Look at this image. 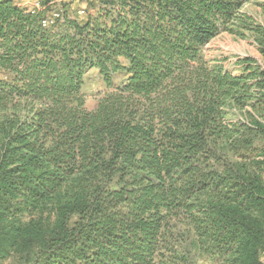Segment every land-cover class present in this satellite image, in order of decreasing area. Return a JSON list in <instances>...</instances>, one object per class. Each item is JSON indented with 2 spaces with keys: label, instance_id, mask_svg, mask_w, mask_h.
<instances>
[{
  "label": "trees",
  "instance_id": "trees-1",
  "mask_svg": "<svg viewBox=\"0 0 264 264\" xmlns=\"http://www.w3.org/2000/svg\"><path fill=\"white\" fill-rule=\"evenodd\" d=\"M71 1L44 26L60 2L0 0V264H200L206 236L210 264H264V118L224 124L264 111L248 0ZM226 31L263 62L209 66Z\"/></svg>",
  "mask_w": 264,
  "mask_h": 264
},
{
  "label": "rangeland",
  "instance_id": "rangeland-1",
  "mask_svg": "<svg viewBox=\"0 0 264 264\" xmlns=\"http://www.w3.org/2000/svg\"><path fill=\"white\" fill-rule=\"evenodd\" d=\"M52 3L60 2L61 5L57 4V7L53 10V14L49 13V9L46 12V15L54 19L60 17L62 13L68 11L72 17L76 15V6H69L68 8L64 7V4H70L71 0H51ZM46 0H40V8L46 10ZM30 4V3H29ZM85 4V3H84ZM31 6V4L29 5ZM84 6H81L79 10L83 9ZM242 12L246 13L248 17H251V20L256 25L264 26V0H248L242 9ZM254 34H248L246 37L238 36L237 34L231 33L229 31L222 32L213 38L204 49V59L209 66H220L223 69L231 72L233 75L241 74V66L238 62L246 57H250L258 60L260 63L263 62V56L261 53L260 45L253 36ZM126 75L120 73L115 77V85L126 80ZM85 98L87 102V108L92 110L96 107L97 101L102 97L107 91L108 87L104 82L102 76L99 73V70L92 68L88 71L85 77ZM249 112L250 114H248ZM253 117L257 119L264 118L263 110H255L250 106H246L243 110L238 108L230 109L224 118V124L229 125L231 129L236 131L239 126L252 123ZM259 160H264V157H259ZM261 180L264 185V172L261 174ZM186 243L189 240L184 239ZM201 244L204 245L203 251H194L197 254V257L200 261V264H210L209 259L214 251L213 241L209 236L204 237L201 240ZM17 256L10 255L8 258L4 259L1 264H15Z\"/></svg>",
  "mask_w": 264,
  "mask_h": 264
},
{
  "label": "built area",
  "instance_id": "built-area-1",
  "mask_svg": "<svg viewBox=\"0 0 264 264\" xmlns=\"http://www.w3.org/2000/svg\"><path fill=\"white\" fill-rule=\"evenodd\" d=\"M15 4H18V5H30L31 4V6L32 7H34V10L33 11H35V10H37V9H40V0H12ZM30 3V4H29ZM79 13H83V11L82 10H80L79 11ZM53 19H44L43 21H42V24L44 25V26H46V25H48V23H50L51 21H52Z\"/></svg>",
  "mask_w": 264,
  "mask_h": 264
}]
</instances>
